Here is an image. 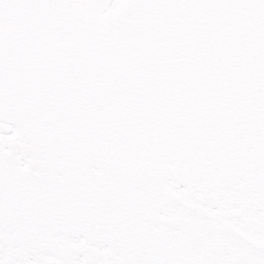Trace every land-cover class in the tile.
I'll list each match as a JSON object with an SVG mask.
<instances>
[{
	"label": "snow or ice",
	"instance_id": "6c2138e0",
	"mask_svg": "<svg viewBox=\"0 0 264 264\" xmlns=\"http://www.w3.org/2000/svg\"><path fill=\"white\" fill-rule=\"evenodd\" d=\"M0 264H264V0H0Z\"/></svg>",
	"mask_w": 264,
	"mask_h": 264
}]
</instances>
